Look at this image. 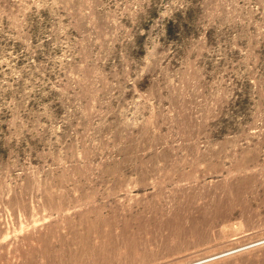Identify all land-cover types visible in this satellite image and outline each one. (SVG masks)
Segmentation results:
<instances>
[{
	"label": "rangeland",
	"instance_id": "rangeland-1",
	"mask_svg": "<svg viewBox=\"0 0 264 264\" xmlns=\"http://www.w3.org/2000/svg\"><path fill=\"white\" fill-rule=\"evenodd\" d=\"M262 241L264 0H0V264Z\"/></svg>",
	"mask_w": 264,
	"mask_h": 264
},
{
	"label": "bare ground",
	"instance_id": "bare-ground-1",
	"mask_svg": "<svg viewBox=\"0 0 264 264\" xmlns=\"http://www.w3.org/2000/svg\"><path fill=\"white\" fill-rule=\"evenodd\" d=\"M262 242H264V241H262ZM262 242H258V243H262ZM258 243H254V244H251V245H255V244H258ZM251 245H249V246H251ZM249 246H248V247H249ZM245 248H246V247H245ZM238 249L241 250L240 248H236V249H234V250H237V251H238ZM234 250H231V251H232V252H235ZM231 251H230V252H222V253H219V254H216V255L210 256V257H208V258H206V259L200 260V261H198V262H195V263H189V264H201V263H204V262H209V261H211V260H214L215 258H218V257H220V256H224V255L227 254V253H231Z\"/></svg>",
	"mask_w": 264,
	"mask_h": 264
}]
</instances>
